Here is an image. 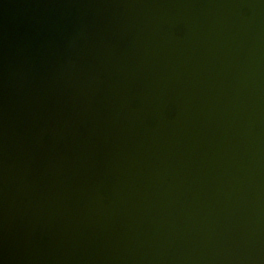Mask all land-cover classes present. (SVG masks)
Returning <instances> with one entry per match:
<instances>
[{
	"label": "water",
	"instance_id": "water-1",
	"mask_svg": "<svg viewBox=\"0 0 264 264\" xmlns=\"http://www.w3.org/2000/svg\"><path fill=\"white\" fill-rule=\"evenodd\" d=\"M0 264H264V0H0Z\"/></svg>",
	"mask_w": 264,
	"mask_h": 264
}]
</instances>
